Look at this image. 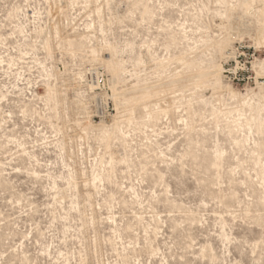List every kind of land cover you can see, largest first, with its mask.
I'll use <instances>...</instances> for the list:
<instances>
[{
	"label": "rangeland",
	"instance_id": "374dc122",
	"mask_svg": "<svg viewBox=\"0 0 264 264\" xmlns=\"http://www.w3.org/2000/svg\"><path fill=\"white\" fill-rule=\"evenodd\" d=\"M242 1L251 10L227 21ZM260 15L264 0H0V264H264ZM227 35L217 60L250 47L255 83L222 72L223 89L136 106L107 144L112 79L89 47L107 59L116 46L128 78L155 84L183 71L182 53L206 67Z\"/></svg>",
	"mask_w": 264,
	"mask_h": 264
},
{
	"label": "bare ground",
	"instance_id": "6f19581e",
	"mask_svg": "<svg viewBox=\"0 0 264 264\" xmlns=\"http://www.w3.org/2000/svg\"><path fill=\"white\" fill-rule=\"evenodd\" d=\"M227 9V8H226ZM251 10V6L249 1H242L237 6H232L226 10V20L229 21V19L235 14L236 11H244L249 12ZM258 34H257V41L260 42V44H264V15H260L258 17ZM231 24L229 22L228 27H230ZM50 32H48L46 41H45V50L47 51L48 55H51V44H50ZM89 40L86 36L80 40L79 46L81 49L87 48V42ZM172 41H175V37H172ZM232 39L230 36H224L223 38L214 39L211 47L214 51V58L210 60L206 67L201 65V62H199V59L196 55L182 53L179 57L175 59L177 63H179L183 71L182 72H176L172 76H170L166 82L164 80H161L158 83L150 84L147 81H144V79H141L137 72H133V75L135 77L128 78L127 74V61L121 56L119 49L107 43L106 50L109 52V58H98L97 55V49L95 47H89L91 53L97 57L98 61L101 62V64L106 68L108 73L111 76L112 79V85L110 86L112 95L111 100L114 101V104L116 105V111L117 115L115 116L114 120V129L113 132L110 134H107L105 136V141L107 144L114 138L117 137V131H118V125L120 121L123 118H128L129 121L133 122V115L135 111L136 106H142L145 107V109H148V102L151 100H159L165 102V98L167 95H172V99L175 101L176 99L181 96L182 99H185L188 97H197L198 92L197 89L204 85H211L214 89H223V82L221 79V75L223 72V67L217 60V58L224 59L226 55V49L231 47ZM68 45L73 51H75V44L71 42V40L68 42ZM141 56V55H140ZM137 57V59L133 62V69L137 70L140 68L143 64V58ZM95 61L97 60L94 58ZM130 60V59H129ZM133 60H131L132 62ZM169 61L162 59L159 60L157 63L160 68H166L168 67ZM260 68L264 69V64L260 66ZM133 70V71H134ZM211 72H215V77L211 78ZM130 74V72H129ZM128 74V75H129ZM122 87V90H121ZM91 90H94V85H90ZM228 91L230 92V95L235 98L239 99L241 98L240 93H235L230 87H226ZM264 88V87H263ZM262 88V91H263ZM228 93V92H227ZM45 94L47 95V98L50 99H58L59 94L58 91L52 88L50 85L47 86V89L45 91ZM253 94V92H252ZM229 95V94H228ZM246 96V95H245ZM244 96V97H245ZM243 97V96H242ZM248 97V96H247ZM255 97V96H254ZM253 97V98H254ZM110 98V97H109ZM202 102L207 103L208 101L205 100L203 97H200ZM243 99H246L243 98ZM242 100V99H241ZM252 100V99H251ZM246 101V100H244ZM244 101H242L244 103ZM248 101L244 103L243 108L248 105ZM242 108V107H240ZM242 108V109H243ZM162 114H167L166 109H162L159 105L157 107V110L151 112L150 115V124H154L155 122L160 120V117ZM215 114L217 112L215 111ZM91 119H89L86 123H84V126L86 129H91L92 123ZM102 129H107L105 125L101 126Z\"/></svg>",
	"mask_w": 264,
	"mask_h": 264
},
{
	"label": "built area",
	"instance_id": "2783aa9c",
	"mask_svg": "<svg viewBox=\"0 0 264 264\" xmlns=\"http://www.w3.org/2000/svg\"><path fill=\"white\" fill-rule=\"evenodd\" d=\"M246 59V62H243ZM255 53H251V48L242 43L236 49L228 52L226 62L223 65L225 79L231 83H255L256 77L253 71Z\"/></svg>",
	"mask_w": 264,
	"mask_h": 264
}]
</instances>
